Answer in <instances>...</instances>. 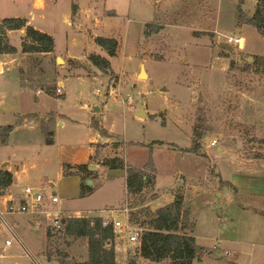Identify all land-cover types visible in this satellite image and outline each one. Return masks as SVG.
I'll return each instance as SVG.
<instances>
[{
	"label": "rangeland",
	"instance_id": "1",
	"mask_svg": "<svg viewBox=\"0 0 264 264\" xmlns=\"http://www.w3.org/2000/svg\"><path fill=\"white\" fill-rule=\"evenodd\" d=\"M256 3L0 0V20L27 17L56 43L50 54L25 53V34L16 30L8 38L17 51L0 55V126H14L9 143L0 144V168L7 163L16 177L6 191L15 199L26 186L58 195L51 217L61 209L62 217L125 221L127 207L133 227L144 231L154 210L182 193L181 230L202 247L193 264H264V169L255 160L264 161V36L240 18L252 16ZM230 35L243 44L225 49ZM99 36L118 40L117 55L109 56ZM92 54L109 58V73L93 65ZM142 107L147 116L138 115ZM196 139L199 152L186 151ZM96 140L103 141L91 145ZM116 156L146 168L152 181L142 192L128 194L123 169L103 163ZM66 162L98 167L90 169L94 184L86 180L90 194L82 195L79 173L65 174ZM5 218L41 264H66L48 259L45 248L88 259L86 238L59 231L45 243V214ZM131 234L118 238L121 261L171 264L141 257ZM11 238L0 219V264H34L19 242L7 245Z\"/></svg>",
	"mask_w": 264,
	"mask_h": 264
},
{
	"label": "trees",
	"instance_id": "2",
	"mask_svg": "<svg viewBox=\"0 0 264 264\" xmlns=\"http://www.w3.org/2000/svg\"><path fill=\"white\" fill-rule=\"evenodd\" d=\"M75 6L74 4L73 8ZM240 18L242 23L254 25L264 36V0H257L256 10L252 16H242ZM153 27L154 32H158L160 29L158 26ZM21 29H25V36L22 38L23 52L45 54L54 52L56 43L53 35L35 28L29 24L26 17H6L0 20V55L17 51V48L9 41L8 32ZM146 33V35L149 34V32ZM96 41L107 51L109 56L117 55L118 40L116 38L99 36ZM260 57L262 65H264V56ZM90 59L93 65L99 67L105 73H109L111 70L109 58L92 54ZM96 125L102 136L109 137L111 135L98 123ZM13 130V125L0 126L1 145L9 143ZM52 134L53 131L48 132V142L53 141ZM164 143L161 140L152 142V144L161 145ZM199 144L198 139L194 140V146L191 149L187 148L186 151L198 153L200 150ZM93 157L95 156L93 155ZM149 161V164L153 163L152 159ZM103 163L111 169L126 170V187L129 194L142 192L152 181L146 172V168L127 166L125 160L121 157L106 158ZM88 166L89 164L72 165L67 163L64 165L65 174L79 173L81 175L82 195L90 194L93 190V186L86 184V180L94 173ZM12 183V172L8 169L0 168V193H5ZM184 213V196L182 193H176L172 202L156 209L150 219L143 223L149 229L143 231L140 238V256L154 262L169 260L171 264H193V261L199 257L202 247L197 244L195 236L181 230ZM56 232H52L49 227L46 228L45 243ZM60 232L66 237L87 239L88 259L85 262H77L76 264H122L116 258V235L112 220L105 224V218L102 216H68L65 218ZM197 247H200V251L196 250ZM44 254L50 260L58 257L69 258L67 252L62 250L53 251L51 248H45ZM130 264L136 263L132 260Z\"/></svg>",
	"mask_w": 264,
	"mask_h": 264
},
{
	"label": "built area",
	"instance_id": "3",
	"mask_svg": "<svg viewBox=\"0 0 264 264\" xmlns=\"http://www.w3.org/2000/svg\"><path fill=\"white\" fill-rule=\"evenodd\" d=\"M228 44H238L239 46L243 44V38L240 36L230 35L228 37ZM57 93H62V85L56 88ZM99 93V89L96 90ZM129 99H132L129 96ZM218 140H213L211 145H216ZM9 189V188H8ZM7 189V190H8ZM17 199L7 191L5 193H0V219L6 223L8 226L12 238L7 240V245H10L13 241L19 242V244L24 249L26 255L34 264H41V262L33 255L28 246L24 241L17 235L15 230L8 224L5 214H18L25 213L30 214L35 218H39L41 215H47L51 222L47 225L46 228H51L52 232L60 231L63 228V220L66 217L60 216L62 213L61 209H57L54 213V217H51L50 207L58 205L60 203V198L58 195H46L42 190L36 189L35 187L26 186L24 190L17 194ZM125 215L126 219H113V229L116 236H120L123 230L132 231L130 239L132 241L139 240L143 234V228L133 227L129 219V208H125L121 211ZM108 220H105V224Z\"/></svg>",
	"mask_w": 264,
	"mask_h": 264
},
{
	"label": "crops",
	"instance_id": "4",
	"mask_svg": "<svg viewBox=\"0 0 264 264\" xmlns=\"http://www.w3.org/2000/svg\"><path fill=\"white\" fill-rule=\"evenodd\" d=\"M27 18V17H26ZM28 19V21H29V24H30V20H29V18H27ZM32 25V24H31ZM41 30V29H40ZM13 31H16V30H12V31H10L9 32V36H10V34L13 32ZM17 31H20V33H23L24 32V34H25V30L24 29H21V30H17ZM23 34V35H24ZM22 35V36H23ZM55 51V50H54ZM2 68H3V61H2V64H1V70H2ZM100 141H103V140H100ZM100 141H93V142H91V145H94L95 143H98V142H100ZM107 141V140H106ZM91 149H93V148H91ZM219 150H220V148H219ZM222 150V149H221ZM91 154H94V151H90L89 152V156H91ZM256 160V162L258 163V165H260L263 169H264V167H263V164H264V161H257V159H255ZM66 163H69V162H66ZM6 164L7 163H4V167H1L2 169H8V170H10V168H8V167H6ZM135 167H137V166H135ZM11 172H12V170H10ZM117 171H119V170H117ZM121 172H123L124 174H125V176H126V170H123V171H121ZM12 174H13V183L16 181V177H15V175H14V173L12 172ZM13 183H12V185H13ZM236 183V182H235ZM93 184H94V181H93ZM11 185V186H12ZM238 185V184H237ZM236 186V185H235ZM129 194V193H128ZM156 210V209H155ZM154 210V211H155ZM110 216H106V217H104V218H109ZM118 238H119V236H116V239H115V244H116V258H117V261L119 262V263H122V264H125L123 261H121V259H120V257H119V252H120V246H119V244H118ZM124 251V250H123ZM133 256L134 255H132V258H133Z\"/></svg>",
	"mask_w": 264,
	"mask_h": 264
},
{
	"label": "water",
	"instance_id": "5",
	"mask_svg": "<svg viewBox=\"0 0 264 264\" xmlns=\"http://www.w3.org/2000/svg\"><path fill=\"white\" fill-rule=\"evenodd\" d=\"M222 46L225 49H227V50H232L233 49V46L230 45V44H228V43H222ZM59 59H61V58H59ZM145 76H146V72H145L144 68L142 67V74L140 75V77H145ZM138 115L139 116H147V114H146V112H145V110H144L143 107L141 108V110L138 113ZM263 167H264V164H263ZM90 169L91 170H97L98 167L97 166H90ZM87 184H93V180L89 179L87 181ZM63 222H65V219L63 220ZM196 250L199 251L200 250V247H197ZM56 260L60 261L61 263H66V264H76L77 263V261L75 259H72L71 260L69 258H66L65 259L63 257H58V258H56ZM234 264H238V263H234Z\"/></svg>",
	"mask_w": 264,
	"mask_h": 264
}]
</instances>
